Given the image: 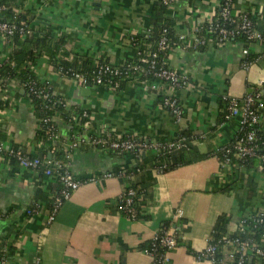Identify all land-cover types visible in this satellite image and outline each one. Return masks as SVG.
I'll return each mask as SVG.
<instances>
[{"label": "crops", "instance_id": "obj_1", "mask_svg": "<svg viewBox=\"0 0 264 264\" xmlns=\"http://www.w3.org/2000/svg\"><path fill=\"white\" fill-rule=\"evenodd\" d=\"M156 1L17 0V4L29 13L26 18H43H30L35 29L50 26L56 37L63 38L59 57L78 64L91 58L118 65L134 58L130 36L150 28ZM220 1L175 0L166 11L175 37L190 35L195 25L213 19ZM234 3L237 11L251 12L257 28L264 32V0ZM242 49V43L232 41L209 42L195 50L172 47L163 61L185 76L186 83L170 86L156 79L146 83L130 79L116 91L77 84L54 70L43 54L32 73L66 102L71 115L81 110L88 113L87 127L53 115L58 135L53 142L38 137L40 118L28 94L14 81L0 86L4 148L42 159L68 150L66 164L76 177L98 176L75 190L47 223L58 180L0 155V257L10 264H35L37 258L39 264H152L143 247L168 228L176 230L179 240L164 264H214L195 254L204 249L218 216H226V229L234 233L241 217L264 212V174L257 161L249 167L221 169L217 154L233 141L238 126L236 118L222 120L221 95L242 97L264 83V44H249L253 61L246 69L241 66ZM9 50L0 39V60ZM166 93L179 99L181 123L161 104ZM102 127L144 142L172 139L180 131L191 138L186 156L192 161L166 171L151 168L153 180L143 193L139 218H128L116 208L126 180L118 175L101 176L124 171L129 161L135 163L127 153L93 147L87 139ZM72 137L85 141L69 149L67 142Z\"/></svg>", "mask_w": 264, "mask_h": 264}, {"label": "built area", "instance_id": "obj_2", "mask_svg": "<svg viewBox=\"0 0 264 264\" xmlns=\"http://www.w3.org/2000/svg\"><path fill=\"white\" fill-rule=\"evenodd\" d=\"M175 0H162L166 6L171 5ZM234 0H221L219 3V15L225 24L215 23L213 19L203 21L193 28L190 35L179 34L176 35L174 43L178 47L185 49H198L209 42L217 45L229 42L230 38L242 34L247 40V44H242L241 60L242 68L246 69L250 66L253 59H248V46L252 42H259L264 44V33L255 27L252 20V14L248 10L236 11L234 10ZM4 5L0 3V39L6 41L7 37L14 34L27 36L36 29L31 26L18 24L14 20H5L2 16ZM229 26H227V25ZM205 25V26H204ZM205 28V29H204ZM204 29L203 33L202 30ZM216 31V32H215ZM215 32L217 38L212 41L208 37L209 33ZM168 39L163 36L158 44L157 51L151 54L152 59L149 62L148 71L154 76L156 80L161 81L170 86H176L180 83H186L187 78L181 75L177 70L164 65H158L156 61L157 52L160 50L169 49ZM120 66H125L124 63L112 64L104 61L97 62V68L91 73L82 75L77 71L68 69L65 74L74 82L81 86H105L111 90H115L119 82L115 77L127 75V70H121ZM130 68V65H126ZM133 71H137L138 67H131ZM141 80V79H140ZM144 83L151 80L145 78ZM47 83V82H44ZM26 86L28 94L35 98L48 99L50 92L44 86L34 87L33 83L27 82ZM152 88H156L151 84ZM264 83L254 87L246 92L242 97H234L228 93H223L221 99L225 102L222 110V120L228 121L236 118L238 122L237 131L233 141L218 149L220 153V167L221 169L230 170L232 166V159H248L250 157L256 158L260 163V168L264 169V152L258 153V143L256 137L257 128L264 126V93L262 91ZM56 95L53 91L51 96ZM56 102L66 106V102L57 96ZM161 104L169 110L176 123H181L183 116V108L179 99L174 94H164ZM72 120L80 127L88 126V113L86 110H81L80 113L72 114ZM40 121L48 123L51 118H40ZM48 138L47 140L55 141L58 138L55 127L52 124L47 126ZM89 142L93 147H99L105 150H110L116 153H134L135 155L145 154L146 151L152 150L159 155L170 154L173 151L184 149L188 150L191 138L187 136H177L172 139H161L151 142H144L137 139L133 135H119L111 129L105 127L100 128L93 135L89 136ZM85 139L72 137L67 142V148L73 149L78 146L79 142H84ZM68 151V150H66ZM14 157L18 165L23 168H30L39 170L47 176H54L59 183V188L55 193L49 208L47 216V223L54 220L55 215L60 206L70 198L72 193L77 190L84 182L95 181L98 176L92 175L84 179L78 178L74 175L68 165L60 161H53L52 159H42L38 156H30L24 151L16 148H4L0 142V155L3 154ZM217 153V154H218ZM165 164L155 167L157 171H163ZM118 175L126 180L123 192L120 194L117 201V210L123 215L131 219H136L137 210L134 207V199L137 195L136 189L132 186V173L125 174L124 171L118 170L116 173L105 172L101 176L109 177ZM33 209L28 210V213ZM264 226V212H257L249 216L240 218L237 229L234 235L227 233L221 237L217 242H213L212 237H208L206 245L203 250L196 253L195 256L199 259H209L214 264H245L248 258L252 256L262 257L264 259V246L258 245L251 236L242 237L241 233L257 227ZM179 235L176 230L162 229L157 232L149 242V247L143 248V251L150 255L152 264H164L168 258L167 253L177 246ZM221 254V255H220ZM220 255V257H218ZM0 264H10L8 259L4 256L0 257ZM35 264H39L38 258Z\"/></svg>", "mask_w": 264, "mask_h": 264}, {"label": "trees", "instance_id": "obj_3", "mask_svg": "<svg viewBox=\"0 0 264 264\" xmlns=\"http://www.w3.org/2000/svg\"><path fill=\"white\" fill-rule=\"evenodd\" d=\"M0 3L4 5L2 16L5 20H14L18 24L26 25V26H31L34 23L33 20H31L30 18L23 19V16L24 15L27 16L29 15V13L25 11H21L19 9L17 0H0ZM167 7L168 6L163 4L162 0H157L152 8L153 18L151 21L150 28L146 31L134 33L130 36L131 43L136 49L135 56L134 58L128 59L125 62H123L125 66H120L121 70H127V75L115 77V79H117L119 82V85L115 89V91L122 89L123 86L126 84V82L130 79L143 80L147 78L149 80H155L151 72L148 71L149 62L150 59H152L151 54L157 51V44L163 36H165L168 39L170 48L178 46L176 45L177 43L173 44V42L175 41V34L170 26V22L168 18L166 17ZM219 10L216 16L213 18V21L215 23H219L222 25L225 24L226 22L221 19L219 15ZM234 10H236V7H234ZM251 17L255 27L257 28L256 19L253 17V15ZM44 28L45 29L43 31H39V29L36 28L35 31H33L31 34L27 36H21L16 33L11 37H7L5 43L10 50L8 56L0 60L1 87H4L8 81H14L28 94L27 88L26 86H24V84L30 82L33 83L34 87L44 86V88L48 89V91L50 92L49 100L35 98L32 95L28 94L34 109L38 112L39 118L41 119L51 118L52 120L48 123H44L40 121V128L37 132V135L42 140V142L47 140L48 138L47 126L49 124H52L56 129V126L54 125V121L52 119L53 115L59 114L63 119H65L69 123H74V124L76 123L72 120L71 117L72 115L66 111L65 106H63L61 103L56 102L57 96L59 98L61 97L59 95L51 96L52 89L48 85V83H44L43 81H40L32 73L31 71L32 66L36 64L38 59H40L43 54H47L53 69L59 72L60 74H65L66 71L70 69L72 71H77L82 75H86L88 73H91L93 70L97 68V62H98V61L96 62L93 61L91 58H85L78 64L72 62L68 58L59 57L58 53L61 50L60 49L61 46L63 45L64 42L63 38L56 37L50 26H46ZM204 29L202 30V33ZM215 32L209 33L208 35V37H210L212 41H214L217 38V34ZM230 41L240 42L243 45L247 44V40L245 36H243L242 34L236 35L234 36V38H230ZM168 50L169 49L160 50L159 52H157L158 55L156 61L158 62V65L163 64L162 63L164 62L163 57L165 56ZM248 59H252V56L250 54L248 55ZM99 61H104V60H99ZM127 64L130 65V68L128 69L126 68ZM135 66L138 67L137 71H133V69H131V67H135ZM162 97L163 96H161L160 102L162 101ZM1 103L2 102L0 101V106H2ZM220 103H221V107H223L225 104V102L221 99V97H220ZM77 113H80V111ZM263 113H264V109H263ZM182 135L189 137L184 131H180L175 137ZM256 137H257L256 142L259 144L257 148V152L263 153L264 126H260L257 128ZM188 152L189 150L180 149L166 155H159L152 150H148L145 152V154H139V155H135L134 153H127L129 154V156H131V159L135 161V163L129 161L126 168L124 169V172L125 174H129V173L133 174L132 175L133 181L131 180V183L132 186L137 191V195L135 196L134 199V207L137 210V216H136L137 218L141 216L140 205L143 199L142 198L143 193H145V189L153 180V177L151 176L150 173L151 168L165 164L163 171H166L168 169L176 167L177 165L188 163L192 161L191 157L186 156ZM53 153H54L52 158L53 161H60L61 163L64 164L67 162V158L69 154L68 151H56ZM2 156H4V158H8L10 162H12V164H16V163L18 164L17 160L14 157L7 155L6 153L3 154ZM218 156L220 157V153H218ZM168 159L170 161L167 162ZM255 160L257 161V164L260 165L259 161L254 157H250L248 159H237L234 157L232 159V166L249 167L251 164L255 165L256 163ZM260 170L264 174V169L260 168ZM39 171L42 172V169L40 168ZM226 223H227L226 216L223 214L219 215L211 233L213 242H217L218 240L221 239L223 235L228 233L226 229ZM166 226L168 227L169 224ZM234 234L235 233H231L230 235H234ZM241 236L242 237L251 236L253 240H255L258 243V245L264 246L263 225H258L257 227L251 228L247 230V232L241 233ZM145 247H149V243L147 246H144L143 248ZM220 255L218 257H220ZM245 264H264V259L262 257L259 258L256 256H252L251 258H248L246 260Z\"/></svg>", "mask_w": 264, "mask_h": 264}, {"label": "water", "instance_id": "obj_4", "mask_svg": "<svg viewBox=\"0 0 264 264\" xmlns=\"http://www.w3.org/2000/svg\"><path fill=\"white\" fill-rule=\"evenodd\" d=\"M25 18H26V16H23V19H25ZM30 18H32V19H34L36 21H44L42 17L35 16V15H30ZM87 89H88V87H87ZM50 157L48 159H51Z\"/></svg>", "mask_w": 264, "mask_h": 264}]
</instances>
